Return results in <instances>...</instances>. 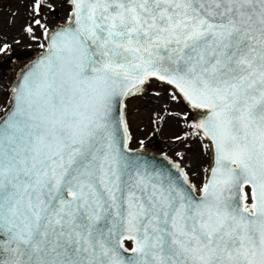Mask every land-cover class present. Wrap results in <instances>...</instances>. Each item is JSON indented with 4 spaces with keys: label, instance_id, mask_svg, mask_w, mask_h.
Returning <instances> with one entry per match:
<instances>
[{
    "label": "snow or ice",
    "instance_id": "6c2138e0",
    "mask_svg": "<svg viewBox=\"0 0 264 264\" xmlns=\"http://www.w3.org/2000/svg\"><path fill=\"white\" fill-rule=\"evenodd\" d=\"M25 4L36 55L0 89V264H264V0ZM149 86L182 130L167 164L132 147Z\"/></svg>",
    "mask_w": 264,
    "mask_h": 264
},
{
    "label": "rangeland",
    "instance_id": "374dc122",
    "mask_svg": "<svg viewBox=\"0 0 264 264\" xmlns=\"http://www.w3.org/2000/svg\"><path fill=\"white\" fill-rule=\"evenodd\" d=\"M66 16L65 10L62 6H58V16H49L48 19L53 22L62 21ZM27 18V6L25 0H0V40L12 43L14 39L22 41L20 45H13L11 52H22L27 55L21 61L36 55L35 48H28L29 43L28 37L22 32V26ZM39 35V32H37ZM5 56L0 54V58ZM15 61L12 66H17ZM9 73V72H8ZM10 87L9 78L5 81H0V89H6ZM155 91H163L162 88H155L149 86L146 93L141 97H137L128 102L127 105V118L130 123V131L135 138V143L132 144L133 148H139V141L144 140V147H149L148 144L152 139L155 132L158 133V137L164 141L163 148L160 152L164 151L168 155L174 156L175 151L178 150V146L173 142L174 136L179 134L180 131L177 129L175 121L167 119V112H161V105L163 102L157 101L154 96ZM4 98L0 96V108H3ZM168 108L173 111L176 110V106L168 104ZM153 113L158 114L156 119L157 123L153 124ZM165 116L164 121H160L158 116ZM149 141V142H148ZM195 147V145H193ZM159 151V150H158ZM177 159V158H176ZM210 157H202L198 162L193 158L192 153H188L182 166L188 167L191 165L195 171L200 165H207ZM194 182L199 186L200 179L194 177Z\"/></svg>",
    "mask_w": 264,
    "mask_h": 264
},
{
    "label": "trees",
    "instance_id": "16d2710c",
    "mask_svg": "<svg viewBox=\"0 0 264 264\" xmlns=\"http://www.w3.org/2000/svg\"><path fill=\"white\" fill-rule=\"evenodd\" d=\"M27 55L22 52H10L7 56L0 58V81H5L8 76L9 70L16 60L24 59ZM150 141V142H149ZM148 144L156 150L161 151L163 148L164 141L158 137V133L153 134L152 139L149 140Z\"/></svg>",
    "mask_w": 264,
    "mask_h": 264
},
{
    "label": "water",
    "instance_id": "95a60500",
    "mask_svg": "<svg viewBox=\"0 0 264 264\" xmlns=\"http://www.w3.org/2000/svg\"><path fill=\"white\" fill-rule=\"evenodd\" d=\"M56 16H58V13L56 14ZM34 57H35V55L33 57L28 58V59L23 60V61H21L20 59L16 60L18 65L17 66H12V68L9 70V73H8L10 86L15 85V83L19 79V66H21V65H23V66L29 65L31 63V59L34 58ZM146 149H147V156L149 158H155L157 161L163 162L165 164L168 163V161L164 159V155L167 154V153H165V152L164 153H159L160 151L157 152V151L153 150L150 147H148V148L146 147ZM174 159H176V158H174Z\"/></svg>",
    "mask_w": 264,
    "mask_h": 264
}]
</instances>
